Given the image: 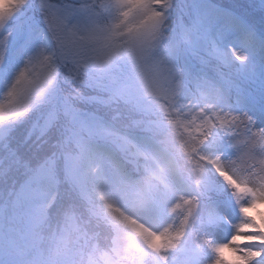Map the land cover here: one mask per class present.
I'll return each instance as SVG.
<instances>
[{
    "label": "snow or ice",
    "instance_id": "snow-or-ice-1",
    "mask_svg": "<svg viewBox=\"0 0 264 264\" xmlns=\"http://www.w3.org/2000/svg\"><path fill=\"white\" fill-rule=\"evenodd\" d=\"M260 205L264 0H0V264H264Z\"/></svg>",
    "mask_w": 264,
    "mask_h": 264
},
{
    "label": "trees",
    "instance_id": "trees-1",
    "mask_svg": "<svg viewBox=\"0 0 264 264\" xmlns=\"http://www.w3.org/2000/svg\"><path fill=\"white\" fill-rule=\"evenodd\" d=\"M56 3H73L74 0H55ZM217 2L225 7V8H236L237 10H239V6L241 5H245L248 3V0H217ZM179 7L180 5H177V11L173 13V18L172 21H170V24H174L177 21V17L179 16ZM37 18H39V13H36ZM256 22L259 25L261 23V19H260V15L257 14L256 17ZM185 23H187V19H185L184 21ZM259 59V57H258ZM206 71L209 73V75L211 76H216L218 74H223L225 76V78H227L228 75L233 74L235 72V68H226L223 67L220 63H218L215 60H211V62L207 65ZM257 116H259V114H257ZM25 129H20L17 132V138H22L23 134H24ZM120 156H122L123 154H119ZM115 166V165H113ZM131 170V169H129ZM11 185V180H8L7 184L4 185V191H5V197L7 196V191L9 186ZM210 209H205V213H207V211H209ZM258 212H262L261 210H257V209H253V211L250 212V215H257ZM204 264H209V261H204Z\"/></svg>",
    "mask_w": 264,
    "mask_h": 264
},
{
    "label": "rangeland",
    "instance_id": "rangeland-1",
    "mask_svg": "<svg viewBox=\"0 0 264 264\" xmlns=\"http://www.w3.org/2000/svg\"><path fill=\"white\" fill-rule=\"evenodd\" d=\"M254 118L257 119L258 121H259V119H260L259 116H256V117H254ZM113 167H115V166H113ZM258 207H264V205H260V206H258ZM220 242H226V241H220ZM209 264H210V262H209Z\"/></svg>",
    "mask_w": 264,
    "mask_h": 264
}]
</instances>
